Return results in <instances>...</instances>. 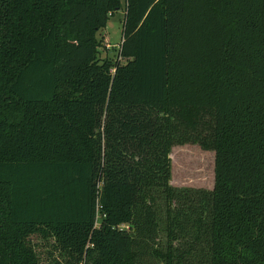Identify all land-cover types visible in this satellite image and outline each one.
<instances>
[{
    "label": "trees",
    "instance_id": "16d2710c",
    "mask_svg": "<svg viewBox=\"0 0 264 264\" xmlns=\"http://www.w3.org/2000/svg\"><path fill=\"white\" fill-rule=\"evenodd\" d=\"M121 7L0 0V264H264V0H126L102 58Z\"/></svg>",
    "mask_w": 264,
    "mask_h": 264
},
{
    "label": "rangeland",
    "instance_id": "374dc122",
    "mask_svg": "<svg viewBox=\"0 0 264 264\" xmlns=\"http://www.w3.org/2000/svg\"><path fill=\"white\" fill-rule=\"evenodd\" d=\"M126 0H121L120 10L113 12L97 39L102 42L99 55L114 60L118 58L123 35ZM171 164L170 185L176 189L211 190L214 180V152L196 143L174 145L169 152Z\"/></svg>",
    "mask_w": 264,
    "mask_h": 264
}]
</instances>
